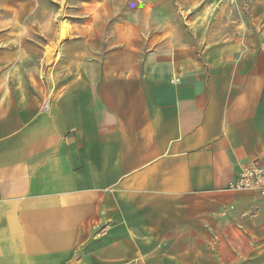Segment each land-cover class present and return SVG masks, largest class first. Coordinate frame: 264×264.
Returning <instances> with one entry per match:
<instances>
[{
    "label": "crops",
    "instance_id": "crops-1",
    "mask_svg": "<svg viewBox=\"0 0 264 264\" xmlns=\"http://www.w3.org/2000/svg\"><path fill=\"white\" fill-rule=\"evenodd\" d=\"M186 16L160 45L0 95V264H264V16Z\"/></svg>",
    "mask_w": 264,
    "mask_h": 264
},
{
    "label": "rangeland",
    "instance_id": "rangeland-1",
    "mask_svg": "<svg viewBox=\"0 0 264 264\" xmlns=\"http://www.w3.org/2000/svg\"><path fill=\"white\" fill-rule=\"evenodd\" d=\"M264 16V0H0V95L50 101L70 63L160 45L186 16Z\"/></svg>",
    "mask_w": 264,
    "mask_h": 264
},
{
    "label": "built area",
    "instance_id": "built-area-1",
    "mask_svg": "<svg viewBox=\"0 0 264 264\" xmlns=\"http://www.w3.org/2000/svg\"><path fill=\"white\" fill-rule=\"evenodd\" d=\"M224 192L230 194L254 192L264 197V163L243 165L236 177L226 183Z\"/></svg>",
    "mask_w": 264,
    "mask_h": 264
}]
</instances>
